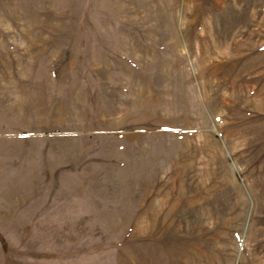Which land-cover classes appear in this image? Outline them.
Segmentation results:
<instances>
[{
	"label": "rangeland",
	"instance_id": "obj_1",
	"mask_svg": "<svg viewBox=\"0 0 264 264\" xmlns=\"http://www.w3.org/2000/svg\"><path fill=\"white\" fill-rule=\"evenodd\" d=\"M0 264H264V0H0Z\"/></svg>",
	"mask_w": 264,
	"mask_h": 264
}]
</instances>
